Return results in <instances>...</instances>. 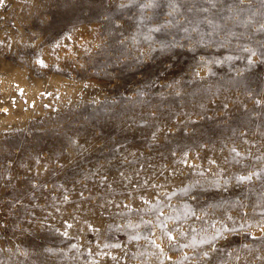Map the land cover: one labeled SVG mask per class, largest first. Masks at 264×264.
Returning <instances> with one entry per match:
<instances>
[{"label":"rangeland","instance_id":"374dc122","mask_svg":"<svg viewBox=\"0 0 264 264\" xmlns=\"http://www.w3.org/2000/svg\"><path fill=\"white\" fill-rule=\"evenodd\" d=\"M0 264H264V0H0Z\"/></svg>","mask_w":264,"mask_h":264},{"label":"snow or ice","instance_id":"6c2138e0","mask_svg":"<svg viewBox=\"0 0 264 264\" xmlns=\"http://www.w3.org/2000/svg\"><path fill=\"white\" fill-rule=\"evenodd\" d=\"M42 63V62H41ZM246 179H251V177L249 176V177H240V180H246ZM161 215H163V213H161ZM161 227L162 228H165L166 227V225L165 224H161ZM165 235L167 236V238L169 239V240H172V241H175V237L174 236H172L170 233H165ZM139 237H134V239H138ZM152 243H153V245L156 247V248H160V245L159 244H156L155 243V241H152ZM189 245H184V247H188ZM161 251H162V249H161ZM204 255L205 256H207V253H204ZM169 259H170V257H169Z\"/></svg>","mask_w":264,"mask_h":264}]
</instances>
